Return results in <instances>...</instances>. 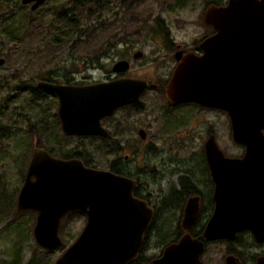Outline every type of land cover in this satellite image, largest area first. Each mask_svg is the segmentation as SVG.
Instances as JSON below:
<instances>
[{"label":"water","instance_id":"1","mask_svg":"<svg viewBox=\"0 0 264 264\" xmlns=\"http://www.w3.org/2000/svg\"><path fill=\"white\" fill-rule=\"evenodd\" d=\"M43 1L34 0L31 8ZM202 21L213 33L199 42L201 54L185 53L177 58L165 93L172 102L195 101L224 110L231 140L242 145L243 151L241 156H228L212 136L206 139L202 147L214 187L213 213L196 240L183 236L164 250L156 264H195L206 240H233L243 229H249L256 241L264 239V0L209 4ZM140 54L137 51L134 57ZM126 66L121 60L112 69ZM123 83L128 91L118 80L83 86L39 81L37 87L57 94L62 130L82 134L95 128L102 114L135 101L146 86L142 79ZM66 170L69 173L63 176ZM125 183L123 177L87 168L80 160L52 158L34 148L15 209L35 212L31 235L44 248L61 245L58 226L64 214H86L78 236L52 264H123L137 250L149 219L143 212L129 210L136 207L132 202L120 206V215L116 213L119 200L129 201L130 189L116 187ZM127 208L134 214L125 218ZM184 208L183 226L187 227L196 216V199L189 197ZM224 264L240 263L236 256L227 255ZM256 264H264V255L257 257Z\"/></svg>","mask_w":264,"mask_h":264},{"label":"flooded vegetation","instance_id":"2","mask_svg":"<svg viewBox=\"0 0 264 264\" xmlns=\"http://www.w3.org/2000/svg\"><path fill=\"white\" fill-rule=\"evenodd\" d=\"M47 1L49 0H44L32 9L34 0L25 3L19 0L22 8L27 9L30 13L39 10L40 7L46 5ZM139 1L143 0H99V9L103 10L106 6H113L115 13L120 9L130 10L129 15H131V7L137 6ZM75 2L85 11L90 3L89 0H75ZM155 2L163 13L174 14L187 10L190 13L196 12L197 17L202 21V14L206 6L209 4L223 6L227 0H155ZM72 7H65V17H67L66 14L71 13ZM62 12L63 9L55 8L56 18L58 14L64 17L61 15ZM158 15L160 14L152 17V23L148 25V31L151 32L153 38L151 40L157 48L154 50L155 56L149 57V62L137 65L136 61L143 58L144 53L133 45V43L137 44V41L131 42L125 33L121 34L120 39L115 43V46L120 47L116 51L115 58L105 66L100 76L89 77L90 73L77 71L71 73L67 78L63 76L62 79H58L57 72L50 71L49 75L41 76L33 86H23L24 90L34 94L36 102L39 104L35 105L38 112L35 111L34 114L20 113L18 116L21 119H14L15 121L11 124L12 130L15 131L16 127L22 123L21 132L24 136H30L31 150L27 156L29 148H26V143L23 144L24 141L17 137L22 146L19 156L24 155L22 169L18 177L20 182L13 186L18 188L10 209L7 208V212L3 211L0 217L3 214L13 215L14 209L15 216L27 213L29 221L34 224V211L17 212L15 207L17 194L24 181L32 151L34 148H40L42 152L44 150L52 158L80 160L82 165L87 168L107 171L126 180L125 184L116 187L130 189V193H127L129 201L119 200L116 213L120 215L121 207L127 202H132L136 207H128L129 210L135 209L140 214L143 212L144 215H149V219L141 234L137 250L133 254H129L123 264H156V260L161 258L164 250L171 244L180 241L183 236H188L191 241L199 237L215 206L212 195L214 187L202 146L209 136H212L215 141L217 137L216 122L212 119L205 120L202 112L222 111L226 115L227 113L217 107L202 105L195 101L172 102L165 93V87L176 66L177 58L185 53L201 54L199 42L212 34L213 29L202 21L200 25L203 26V29L196 36L189 38L190 41L176 40L172 37L166 21ZM46 27H49V24L43 28ZM127 31L128 29H125V32ZM137 51L141 54L134 57V53ZM179 51L180 53H178ZM113 52H115V48ZM106 57L107 53H101L99 60ZM121 60L127 63L126 68L113 70L112 65ZM82 62L87 63L88 60L82 59ZM131 79H142L146 82V86L142 88L138 98L135 101L119 104L109 112L102 114L98 118L97 126L82 134H68L62 130L58 115L57 94L37 87L39 81L83 86L97 82L102 85L106 83L110 85L111 82L118 80L120 85L128 91L129 88H126L123 82ZM112 88L115 87L112 86ZM47 99L48 104H43ZM14 123L17 124L14 125ZM199 124L204 125L203 128ZM186 126H188L187 129ZM9 127L8 124L0 126L1 141L11 137ZM197 128L200 129L197 131ZM195 141L200 146L198 150L184 151L185 144ZM223 153L225 154V152ZM241 154L228 156L237 157ZM185 163H187L186 166ZM68 173V171L62 172V175ZM189 197L196 199L197 208L195 212L193 211V214L196 215L193 223L186 227L183 226L184 207ZM5 206H7L6 203ZM128 208L123 211L125 218L134 214H131ZM137 216L141 217V215ZM74 217L80 219L83 226L87 221V216L83 212H68L60 218L58 235L59 231L60 233L62 231V225ZM142 220L140 218V221ZM79 232L74 235L70 234L71 239L67 246L75 240ZM238 235L241 236L240 242H236ZM215 245H222L223 248L219 249ZM55 248L37 247L42 251ZM227 255L236 256L240 264H256L257 257L264 255V239L256 241L249 229H243L237 232L233 240L225 238L206 240L201 252L197 255L199 261L195 264H224Z\"/></svg>","mask_w":264,"mask_h":264},{"label":"rangeland","instance_id":"3","mask_svg":"<svg viewBox=\"0 0 264 264\" xmlns=\"http://www.w3.org/2000/svg\"><path fill=\"white\" fill-rule=\"evenodd\" d=\"M136 5L131 7V15L130 10L120 9L115 13L113 6H106L90 15V3L85 11L75 0H49L39 10L30 13L22 8L19 0H0V56L4 58V63L0 65V126L8 124L11 136L0 140V191L4 188L0 194V215L5 210V203L10 209L18 188L13 186L20 182L18 177L24 155L19 156L22 146L18 140H23V144L26 143V148H29L27 156L31 150L30 136H24L21 132L22 123L15 131L11 124L14 119H21L18 116L20 113L38 112L35 105L39 104L34 94L24 90L23 86H33L41 76L49 75L50 71L57 72L58 79L63 76L67 78L77 71L88 72L89 77L100 76L105 66L115 58L117 49H120L115 43L125 33L131 42L137 41L133 45L144 53V57L136 61L137 65L149 62V57L155 56L154 50L157 48L151 40L153 38L148 31V25L152 23L151 18L158 13L166 21L172 37L176 40L190 41L189 38L203 29L196 12L182 10L174 14L163 13L158 9L155 0L139 1ZM65 7H72L71 13L66 14L67 17ZM55 8L63 9L61 15L64 17L56 18ZM62 18H69V21ZM47 24L49 27L43 28ZM130 26L132 27L127 28ZM125 29L128 31L125 32ZM101 53H107V57L99 60ZM84 57L92 63L82 62L81 58ZM43 104H48V99ZM202 116L205 120L212 119L216 122V141L225 154L242 153L243 147L230 138L229 120L225 113L202 112ZM199 126L203 128L204 125ZM199 147L196 141L187 143L184 151H196ZM26 214L15 216L13 209V215L3 214L0 217V264L9 263L11 259L14 261L15 254L18 264H52L70 242V234L74 235L83 226L77 217L67 220L62 225L61 233L59 231L61 246L42 251L37 249L39 246L31 235L33 222L29 221ZM215 246L223 248L222 245Z\"/></svg>","mask_w":264,"mask_h":264},{"label":"trees","instance_id":"4","mask_svg":"<svg viewBox=\"0 0 264 264\" xmlns=\"http://www.w3.org/2000/svg\"><path fill=\"white\" fill-rule=\"evenodd\" d=\"M89 2H90V9H89V14L91 15V14H93V13H95V12H97V11H99V0H89ZM61 16H60V14H58V17L57 18H60ZM63 20H68V18H62ZM69 21V20H68ZM75 56V55H74ZM78 56H80V55H78ZM90 58V60H92L91 59V57H89ZM81 59H85V57L84 58H81ZM86 60V59H85ZM70 61H72V60H70ZM73 62V61H72ZM88 62H91L92 63V61H88ZM242 147V146H241ZM8 207L7 206H5V210H4V212H7L8 211V209H7ZM240 239H241V236L240 235H238L237 236V238H236V242H240ZM16 251V250H15ZM14 251V252H15ZM14 258V261H12V259L10 260V262L8 263H6V264H18V260H17V255L15 254V257H13Z\"/></svg>","mask_w":264,"mask_h":264}]
</instances>
